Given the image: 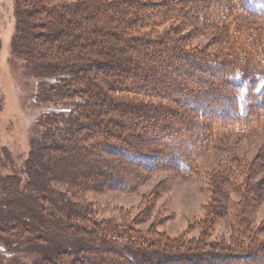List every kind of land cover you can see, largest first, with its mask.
Returning <instances> with one entry per match:
<instances>
[{
  "label": "trees",
  "instance_id": "obj_1",
  "mask_svg": "<svg viewBox=\"0 0 264 264\" xmlns=\"http://www.w3.org/2000/svg\"><path fill=\"white\" fill-rule=\"evenodd\" d=\"M187 1L154 11L140 0H16L14 54L23 57L42 78H55L52 85L42 84L39 99L65 101L73 108L67 116L53 114L42 120L49 126L41 134L44 145L31 151L24 176H0V232L8 247L16 249L23 243L39 247L52 239H64L71 241L74 248L56 252L55 257H60L63 264H146L147 259L139 262L122 251V233L117 226L97 219L75 192L122 187L123 175L137 178L138 167L167 163L190 171L208 137L245 132L262 122L264 108L262 112L258 108L264 105L263 58L256 59L251 54L238 58L230 53L221 54L223 60L218 62L201 58L197 49L199 56L182 51L183 35L177 39L173 34L185 22L202 27L209 18L226 20L231 12L264 21V0H215L211 13L206 8L208 0L200 4L198 0ZM164 20L177 23L173 32L153 35L157 22ZM146 26H150L147 33L139 32ZM224 29L221 43L230 49L246 44L238 29ZM173 41L180 48L174 47ZM128 53L143 55L142 59L149 56L159 63L177 62L178 57L173 55L187 58L192 54L208 68L219 69L222 80L212 97L213 104L207 103L211 97L201 95L190 85L178 83L172 87L159 79L151 82L141 76L127 80L126 65L129 67L140 58L126 59ZM177 67L175 64L172 68ZM171 96L183 100L180 104L189 106L199 117L225 118L213 128V133L206 132L209 125L197 128V122L190 120H185L180 133L171 136L164 128L148 130L146 123L135 125L138 119L148 120V112L156 110L169 123L180 120L178 124H183L179 117L173 119L169 110L166 101L171 102ZM118 105H125V109ZM218 205L213 212L224 210V205ZM159 239H128L125 245L146 257L153 251L146 247L161 244ZM166 247L167 242L163 248ZM260 252L264 254V244L252 248L247 256H227L226 260L242 259L238 264L258 262L262 258L255 260L254 255ZM50 260L46 257L43 264H51ZM216 262L217 259H201V264ZM261 262L264 264L263 259Z\"/></svg>",
  "mask_w": 264,
  "mask_h": 264
},
{
  "label": "rangeland",
  "instance_id": "obj_2",
  "mask_svg": "<svg viewBox=\"0 0 264 264\" xmlns=\"http://www.w3.org/2000/svg\"><path fill=\"white\" fill-rule=\"evenodd\" d=\"M140 1L147 3L146 8L151 6L154 11H162L171 3L181 4V1L187 0ZM213 1L208 0L206 6L210 13ZM200 2L202 0L197 3ZM203 14L206 16V12L203 11ZM209 19L202 27L185 22L177 30L178 33L173 34L177 39L183 35L182 51L193 52L196 56L198 51L201 58L217 62L223 60L221 54L224 53L238 58L251 54L256 59H264V21L239 12H231L226 20ZM176 25L171 20L159 21L155 26L157 32L153 35L173 32L172 28ZM225 26L230 30L238 29L244 35L246 44L230 49L231 46L221 43L225 38ZM149 28L146 26L139 32L147 33ZM16 29V0H0V176L17 173L24 176L25 162L31 151L38 145H44L41 134L49 126L42 124V120L53 114L67 116L73 108L65 101L39 99L42 84L49 86L56 81L55 78H42L34 73L30 63L14 54ZM171 43L180 48L177 42ZM173 56L178 57L177 62L159 63L149 56L142 59L145 58L143 55L128 53L126 59L140 58L137 63L133 62L129 67L126 65L128 70L125 69L124 78L129 80L141 76L151 82L159 79L172 87L178 83L190 85L201 95L211 97L207 103L213 104L212 97L219 91L222 80L219 69L208 68L192 54L187 58ZM175 64L179 67L173 69ZM180 71L191 72L184 75ZM113 75L117 76V73L113 72ZM170 99L173 100L166 102L173 119L179 117L183 124H178L180 120L169 123L161 112L148 110L152 112H148V120L143 118L136 122L133 118L135 125L146 123L144 126L148 130L161 131L164 128L165 132H171V136L180 133L186 125L185 120H190L197 122V128L209 125L206 132L213 133V128L222 124V118H225L216 114L212 116L219 118L199 117L189 106L180 104L183 100H175L173 96ZM261 106L258 110L262 112L264 105ZM117 107L125 109V105ZM202 144L203 151L193 160L190 171L167 163L152 168L138 167L137 178L132 180L128 174L123 175L125 182L122 187L102 192L80 193L75 190L79 195L77 199L90 207L97 219L110 221L111 227L117 226L122 233L120 248L139 262L147 259L146 264H201V259H217L215 264H238V260L242 259L226 260L227 256H247L252 248L264 244V119L245 132L216 134ZM57 187L66 190L60 184ZM2 197L0 188V204ZM218 204L224 205V210L213 212ZM2 235L4 233L0 232V264H43L46 257L51 259V264H63L60 257H55L56 252L74 248L71 241L52 239L51 243L39 247L23 243L12 249L2 240ZM134 238L140 242L143 239H159L161 244L146 247L153 251L145 257L125 245L128 239L132 241ZM164 241L168 243L166 248H163ZM254 256H257L255 260H264L261 252ZM262 259L245 264H262Z\"/></svg>",
  "mask_w": 264,
  "mask_h": 264
},
{
  "label": "bare ground",
  "instance_id": "obj_3",
  "mask_svg": "<svg viewBox=\"0 0 264 264\" xmlns=\"http://www.w3.org/2000/svg\"><path fill=\"white\" fill-rule=\"evenodd\" d=\"M217 81V80H216Z\"/></svg>",
  "mask_w": 264,
  "mask_h": 264
}]
</instances>
